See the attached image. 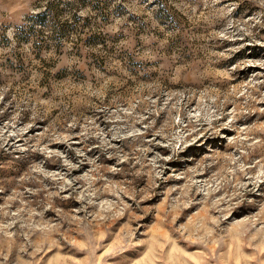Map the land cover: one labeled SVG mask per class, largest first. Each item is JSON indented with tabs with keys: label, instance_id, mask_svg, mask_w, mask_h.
<instances>
[{
	"label": "rangeland",
	"instance_id": "374dc122",
	"mask_svg": "<svg viewBox=\"0 0 264 264\" xmlns=\"http://www.w3.org/2000/svg\"><path fill=\"white\" fill-rule=\"evenodd\" d=\"M0 264H264V0H0Z\"/></svg>",
	"mask_w": 264,
	"mask_h": 264
}]
</instances>
